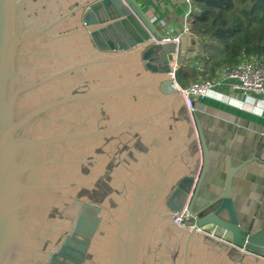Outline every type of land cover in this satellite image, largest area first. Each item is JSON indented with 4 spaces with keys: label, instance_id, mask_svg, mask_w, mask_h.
I'll use <instances>...</instances> for the list:
<instances>
[{
    "label": "water",
    "instance_id": "1",
    "mask_svg": "<svg viewBox=\"0 0 264 264\" xmlns=\"http://www.w3.org/2000/svg\"><path fill=\"white\" fill-rule=\"evenodd\" d=\"M164 38L135 0H0V264H38L113 158V219L93 206L73 217L101 261L120 251L134 264H264V228L236 213V170L220 194L201 190L208 146L176 87L182 45ZM137 135L146 151L132 148ZM185 207L193 230L174 221Z\"/></svg>",
    "mask_w": 264,
    "mask_h": 264
},
{
    "label": "crops",
    "instance_id": "2",
    "mask_svg": "<svg viewBox=\"0 0 264 264\" xmlns=\"http://www.w3.org/2000/svg\"><path fill=\"white\" fill-rule=\"evenodd\" d=\"M135 1L165 37H181L187 62L206 55L204 49L197 48L202 45L200 38L192 31L191 35L183 32L188 12L186 0ZM233 83L227 81L208 97L195 101L193 116L198 117L208 146L201 190L210 191L213 196L220 194L228 171L235 169L231 193L236 213L246 230L257 232L264 228V93H244ZM202 169L204 162L197 169L198 175ZM208 230L224 237L220 229Z\"/></svg>",
    "mask_w": 264,
    "mask_h": 264
},
{
    "label": "trees",
    "instance_id": "3",
    "mask_svg": "<svg viewBox=\"0 0 264 264\" xmlns=\"http://www.w3.org/2000/svg\"><path fill=\"white\" fill-rule=\"evenodd\" d=\"M191 26L206 55L187 62L183 54L178 81L182 77L189 85L209 79L250 55L264 63V0H195Z\"/></svg>",
    "mask_w": 264,
    "mask_h": 264
},
{
    "label": "flooded vegetation",
    "instance_id": "4",
    "mask_svg": "<svg viewBox=\"0 0 264 264\" xmlns=\"http://www.w3.org/2000/svg\"><path fill=\"white\" fill-rule=\"evenodd\" d=\"M178 115L180 117V123L187 118L188 111L185 103L183 107H180ZM134 147L141 151H146V146L143 144L141 136L137 135V140L135 141L132 148ZM126 149L128 151V155L131 158L136 157L135 153L132 151L129 145H126ZM116 161L117 159L113 158L110 166L106 168V172L104 173V175L100 176L94 184L82 188V190L78 193L77 199H75L71 203V205H69L71 206L70 210H74L72 215H68V218L70 220L69 226L66 227L67 229L63 228L54 237V241H52V239H49L45 242V255H43L44 257L38 262V264H134V253H131L130 258L127 257L124 260L127 255L125 253H119L120 251L114 253L113 256H109L107 262L101 261L99 259V253L97 251L99 242H97V240L93 241V239L90 242H85L84 239L86 238V236L84 235V233H75V230H73V217L81 215L84 207L88 208L90 206H93L99 208L100 210L98 212V215L101 218V221L103 219L106 221H111L113 219L110 210L107 211V209L117 207L115 199L112 196L114 190L110 185V176L112 174L113 168L115 166H119V164L115 165ZM90 166H93V164H90ZM83 170L87 174L90 173L89 167L85 166ZM80 199L82 201H80ZM74 207L78 208V213H75L76 209ZM86 211L91 212L90 217H95L94 210L86 209ZM57 214H59L58 210L51 214V217L56 218L55 216ZM101 214L103 215V217L101 216ZM102 231L100 232L102 233ZM123 246L121 245V247ZM143 261V264H153L150 263L151 260L149 256L145 257Z\"/></svg>",
    "mask_w": 264,
    "mask_h": 264
},
{
    "label": "built area",
    "instance_id": "5",
    "mask_svg": "<svg viewBox=\"0 0 264 264\" xmlns=\"http://www.w3.org/2000/svg\"><path fill=\"white\" fill-rule=\"evenodd\" d=\"M195 0H186L188 5V12L184 22L183 32L187 35H191V17L194 10ZM174 42L177 45H181V37L175 38L165 37L161 40V43ZM227 81L234 82L233 85L237 89H242L244 93H264V63L258 57H244L241 62L234 68H222L218 70L215 76L209 79L197 80L187 86H182L175 75V83L178 90L182 91L188 111L192 117V113L195 109V101L198 98H206L210 92L215 90ZM198 148L201 149V144L198 140ZM174 221L188 230L196 228L192 214L185 207L181 212L174 214ZM203 233L210 235L216 239L224 240L230 244L229 239L226 236L220 237L216 233H211L208 229H203ZM231 245V244H230ZM244 252V249L241 250Z\"/></svg>",
    "mask_w": 264,
    "mask_h": 264
},
{
    "label": "rangeland",
    "instance_id": "6",
    "mask_svg": "<svg viewBox=\"0 0 264 264\" xmlns=\"http://www.w3.org/2000/svg\"><path fill=\"white\" fill-rule=\"evenodd\" d=\"M192 21V20H191ZM202 41V40H201ZM197 48H199L200 50L201 49H204V46H203V42H202V45L201 46H198ZM199 62H203L202 60H198ZM198 80H204V79H202V78H197ZM179 82H180V84L182 85V86H187L188 84L187 83H185L184 82V80H183V78L182 77H180L179 78Z\"/></svg>",
    "mask_w": 264,
    "mask_h": 264
}]
</instances>
